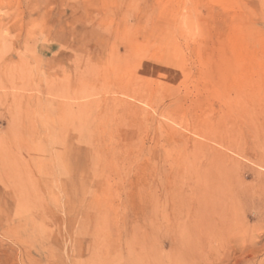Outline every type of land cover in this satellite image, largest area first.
I'll return each instance as SVG.
<instances>
[{"label": "rangeland", "instance_id": "1", "mask_svg": "<svg viewBox=\"0 0 264 264\" xmlns=\"http://www.w3.org/2000/svg\"><path fill=\"white\" fill-rule=\"evenodd\" d=\"M263 181L264 0H0V264H258Z\"/></svg>", "mask_w": 264, "mask_h": 264}, {"label": "bare ground", "instance_id": "2", "mask_svg": "<svg viewBox=\"0 0 264 264\" xmlns=\"http://www.w3.org/2000/svg\"><path fill=\"white\" fill-rule=\"evenodd\" d=\"M263 183H264V181H263ZM260 185H261V183H260ZM263 200V199H262ZM250 202H252V201H250ZM257 205V204H256ZM253 206V205H252ZM263 206H264V202H263ZM254 207V206H253ZM257 207V206H256ZM257 209V208H256ZM250 210V209H249ZM258 210V209H257ZM260 210V209H259ZM252 212H253V210H252ZM256 212V211H255ZM258 212V211H257ZM264 212V211H263ZM257 216V215H256ZM259 217V216H258ZM260 220H262V221H264V213L262 214V218L260 219ZM263 223V222H262ZM237 224V223H236ZM237 226V225H236ZM243 226V225H242ZM237 230V229H236ZM237 235V232H236V234H235V236ZM236 238H237V236H236ZM259 238V237H258ZM257 239V238H256ZM263 239V244L260 246V249H258V250H256L255 251V254H257L256 252H258V254H261L262 255V258H261V262H259L258 264H264V237L262 238ZM237 241L238 240H236V239H234V242H236L237 243ZM260 241V240H259ZM234 242H233V244H234ZM261 242V241H260ZM234 246V245H233ZM241 246V245H240ZM239 245H236L235 247H232V251L234 252V255H236V254H238V252H240V254L242 255H239V257L237 256L236 258H237V260H238V263L240 262V260H241V262H243V264H248L251 260V257L249 258V256L251 255V254H253V253H251L248 257H244L245 256V253L244 252H246L245 250H244V248L243 247H240ZM244 246V245H243ZM249 248V247H248ZM247 249V248H246ZM251 249V248H250ZM234 255H233V257H234ZM244 255V256H243ZM256 256V255H255ZM253 257V256H252ZM250 260V261H249ZM240 262V263H241ZM235 263V262H234ZM255 264V263H254Z\"/></svg>", "mask_w": 264, "mask_h": 264}]
</instances>
